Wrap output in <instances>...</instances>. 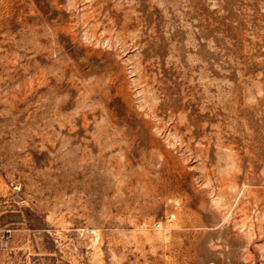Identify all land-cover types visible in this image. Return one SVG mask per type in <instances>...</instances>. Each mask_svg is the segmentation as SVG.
Here are the masks:
<instances>
[{
  "label": "rangeland",
  "instance_id": "rangeland-1",
  "mask_svg": "<svg viewBox=\"0 0 264 264\" xmlns=\"http://www.w3.org/2000/svg\"><path fill=\"white\" fill-rule=\"evenodd\" d=\"M0 264H264V0H0Z\"/></svg>",
  "mask_w": 264,
  "mask_h": 264
}]
</instances>
